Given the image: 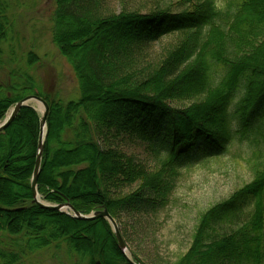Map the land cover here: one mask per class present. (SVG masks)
Instances as JSON below:
<instances>
[{
  "label": "trees",
  "instance_id": "16d2710c",
  "mask_svg": "<svg viewBox=\"0 0 264 264\" xmlns=\"http://www.w3.org/2000/svg\"><path fill=\"white\" fill-rule=\"evenodd\" d=\"M53 1V43L72 66L80 97L65 101L43 90L27 70L12 69L0 83V123L28 95L49 104L42 200L69 201L83 214L106 207L115 219L156 210L183 166L224 155L236 140L264 141V0L223 7L182 0L181 9L148 11H118L117 0ZM11 15L10 2L0 0V70L14 38ZM26 55L28 68L40 62L36 52ZM41 116L24 106L0 132V233L19 247L0 249V264L63 244L80 263L130 264L105 218L33 203ZM129 143L153 161L128 152ZM253 170L250 182L201 214L190 249L169 264H264V159Z\"/></svg>",
  "mask_w": 264,
  "mask_h": 264
},
{
  "label": "rangeland",
  "instance_id": "374dc122",
  "mask_svg": "<svg viewBox=\"0 0 264 264\" xmlns=\"http://www.w3.org/2000/svg\"><path fill=\"white\" fill-rule=\"evenodd\" d=\"M8 1L11 4L14 38L10 45H4L6 62L0 70V83L5 84L10 80L9 73L12 69L18 74L27 70L43 90L53 92L65 101L78 99L80 91L74 70L52 39L55 2ZM181 2L182 0H117L116 6L118 11L123 5L143 11L157 7L176 10L181 9ZM217 3L223 7L227 0H217ZM169 41L170 38H165L156 45V50L160 51ZM13 45L15 50L18 48L16 55L10 53ZM30 51L36 52L40 58L34 68L27 66L26 54ZM17 79L15 76V80ZM124 148L144 160L153 161L141 145L129 143ZM259 149H263L260 159L254 155ZM263 159L264 141L253 138L234 141L224 155L211 156L180 168L164 204L155 207L156 210L151 206L130 212L125 210L116 219L129 252L136 254L143 264L176 262L190 249L201 214L250 182L254 176L255 162ZM125 191H131V188ZM15 242L11 237L0 233V249L18 250ZM18 264H86V261L80 263L77 255L63 244L24 255Z\"/></svg>",
  "mask_w": 264,
  "mask_h": 264
},
{
  "label": "water",
  "instance_id": "95a60500",
  "mask_svg": "<svg viewBox=\"0 0 264 264\" xmlns=\"http://www.w3.org/2000/svg\"><path fill=\"white\" fill-rule=\"evenodd\" d=\"M34 101L41 102L44 106V112L41 113V119H40V134H39V143H38V152H37V159L35 163V168L33 172V176L31 179V187L33 190V203L40 205L43 208L48 209H55L61 212L68 213L69 215L82 219V220H94L98 218H105L110 223L113 232L116 236V239L118 241V246L123 252V254L126 256V258L129 260L130 264H143L139 260L133 258V255L129 252L128 245L123 237V234L121 232V229L119 227V224L117 223V220L113 217V215L109 212V210L106 207L97 209L90 214H83L79 212L74 205L71 202H65L60 204H52L49 202H45L41 199L40 194L38 192V179L41 172V166H42V159H43V153L45 149L47 134H48V127H47V118L49 115V104L47 101L35 94L28 95L21 100H19L10 110L8 115L5 117V119L0 123V132L4 131L15 119L19 111L24 106H32L34 109H36L33 105ZM37 110V109H36ZM68 209V210H66ZM97 264H103L101 261H97Z\"/></svg>",
  "mask_w": 264,
  "mask_h": 264
},
{
  "label": "bare ground",
  "instance_id": "6f19581e",
  "mask_svg": "<svg viewBox=\"0 0 264 264\" xmlns=\"http://www.w3.org/2000/svg\"><path fill=\"white\" fill-rule=\"evenodd\" d=\"M35 103L34 107L39 111V113L44 112V106L41 102L34 101L33 104Z\"/></svg>",
  "mask_w": 264,
  "mask_h": 264
}]
</instances>
